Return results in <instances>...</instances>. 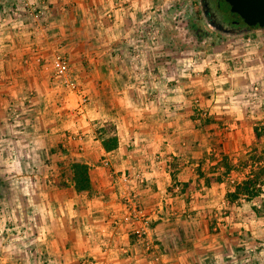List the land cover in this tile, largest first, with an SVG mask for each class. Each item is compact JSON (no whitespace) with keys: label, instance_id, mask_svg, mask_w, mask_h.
Segmentation results:
<instances>
[{"label":"crops","instance_id":"0c3cea01","mask_svg":"<svg viewBox=\"0 0 264 264\" xmlns=\"http://www.w3.org/2000/svg\"><path fill=\"white\" fill-rule=\"evenodd\" d=\"M25 1L0 0V264H264V184L227 199L264 169V28L197 38L172 27L171 0H43L40 18L8 14ZM57 53L77 93L54 77ZM76 162L90 190L75 191ZM127 186L158 213L143 242L140 223L120 221Z\"/></svg>","mask_w":264,"mask_h":264},{"label":"built area","instance_id":"2783aa9c","mask_svg":"<svg viewBox=\"0 0 264 264\" xmlns=\"http://www.w3.org/2000/svg\"><path fill=\"white\" fill-rule=\"evenodd\" d=\"M41 1L43 0H39V3L35 2L34 0L25 1L22 3L21 8L17 6L11 7L8 11V14L13 18H19L22 16L35 19L40 18L44 14L43 9L39 6L44 2ZM51 62L54 77L57 78L58 81L61 82L69 91L77 93L78 87L76 82L71 79L67 58L57 53L53 56ZM80 103L84 105L85 103H87V99L81 96ZM104 164L106 165L107 163L104 162ZM133 177L136 185H146L147 181L139 171H137L133 175ZM129 181L131 182V184L133 183L132 177L129 178L128 176H125L123 178V182L130 187L131 184H128ZM129 187L127 186V193L126 195L124 194L123 197L125 200V206H123L125 207L126 211L124 212L123 217L120 221L132 226H136L137 223H140V225L135 227L134 234L139 241L143 242L145 241V236L147 231L149 230V226L153 222L154 218L156 220V216L158 213L153 211L152 213L145 215L143 213V208L140 206L137 198L133 196V192ZM118 222L119 220H115L113 221V224L116 225ZM145 245L146 249H149V244L147 242H145Z\"/></svg>","mask_w":264,"mask_h":264},{"label":"trees","instance_id":"16d2710c","mask_svg":"<svg viewBox=\"0 0 264 264\" xmlns=\"http://www.w3.org/2000/svg\"><path fill=\"white\" fill-rule=\"evenodd\" d=\"M187 26L197 38H202L199 28L193 27L192 22H187ZM250 29L253 28H248L247 30ZM113 131L114 129L111 125H103L97 130V134L106 151H111L116 148L117 141ZM69 173L76 192L80 193L91 189L88 167L85 164L80 162L72 163L69 168ZM262 178H264L263 168L257 171L251 179L248 178L240 184H235L234 190L227 194V199L231 203L237 202L240 199L251 201L261 193V186L264 184Z\"/></svg>","mask_w":264,"mask_h":264},{"label":"rangeland","instance_id":"374dc122","mask_svg":"<svg viewBox=\"0 0 264 264\" xmlns=\"http://www.w3.org/2000/svg\"><path fill=\"white\" fill-rule=\"evenodd\" d=\"M159 3L162 4L161 0H159ZM218 3H219L218 7H220V10L228 9V7L226 6V4L224 2L215 1L216 5ZM172 5L177 8L175 10V12L171 11V9L173 7L170 9V6H172ZM164 9H169V11L171 13L175 14V15H172L171 13H168V16L170 18L172 27H173V25H175L174 22H175V19H176L177 21H179L178 24L181 25V23H184V25L179 26V28H188L187 22H190V23L192 22V24L194 25L193 27H198L199 28L202 38L203 37L206 38L209 35H220V34H223V33L219 32V31L213 29V27H211L209 25V22L205 19L204 15H203V10H202L201 4H200V0H171L169 3L168 2L166 3ZM211 12L215 16V19H216V21L218 23L222 24V26L224 28L232 30V31H230V33H240V32H243V31H247V29L249 28L244 23H242L241 25H239L238 27H235V28L234 27H229L228 25H226L223 22V20H226V19L229 18V15L222 14L220 16V14L218 12H216V9H214V8L211 9ZM175 16H177V18H174ZM62 171H63V169H62ZM0 173H1V168H0ZM14 179H15V177H14ZM5 182L7 183L6 184L7 187L9 186V188H12V189L17 188V183H15V182L10 183L11 181L10 182L5 181ZM14 190H16V189H14ZM120 194H121V192H120ZM21 199H23V198H21ZM23 205H26V203L24 202V199H23L22 203L20 201V205H19L18 208L15 206L14 214H10V218H11L10 222H14L15 221V218H14L15 214H16V216L19 217V215H20L19 210H20V207L23 206ZM263 205H264V200L261 203V206H262V208L260 210L261 212L264 211V206ZM258 217H261L260 219H262V221L264 222V215L263 214L258 215ZM4 219L6 221L9 218H4ZM19 221H20V219H19Z\"/></svg>","mask_w":264,"mask_h":264},{"label":"water","instance_id":"95a60500","mask_svg":"<svg viewBox=\"0 0 264 264\" xmlns=\"http://www.w3.org/2000/svg\"><path fill=\"white\" fill-rule=\"evenodd\" d=\"M249 28H264V0H221ZM214 29L218 28L211 24Z\"/></svg>","mask_w":264,"mask_h":264},{"label":"flooded vegetation","instance_id":"af4514ba","mask_svg":"<svg viewBox=\"0 0 264 264\" xmlns=\"http://www.w3.org/2000/svg\"><path fill=\"white\" fill-rule=\"evenodd\" d=\"M212 3H210V2ZM215 1L221 2V0H200V4L203 10V15L205 19L209 22V25L214 24L217 28L215 30L221 32V33H230L229 29H226L222 26V24L218 23L215 19V16L212 14L211 9H216V12L220 14H226L229 15V18L226 20H223V22L228 25L229 27H238L242 23H244L240 18L236 17V15L232 14L229 9L226 10H220V7H218L219 3L216 5ZM245 24V23H244ZM214 29V28H213Z\"/></svg>","mask_w":264,"mask_h":264}]
</instances>
